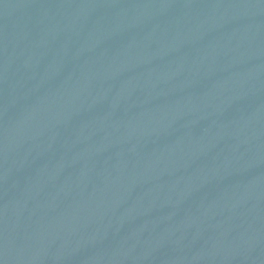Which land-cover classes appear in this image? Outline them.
Listing matches in <instances>:
<instances>
[{
  "label": "water",
  "instance_id": "1",
  "mask_svg": "<svg viewBox=\"0 0 264 264\" xmlns=\"http://www.w3.org/2000/svg\"><path fill=\"white\" fill-rule=\"evenodd\" d=\"M0 264H264V0H0Z\"/></svg>",
  "mask_w": 264,
  "mask_h": 264
}]
</instances>
